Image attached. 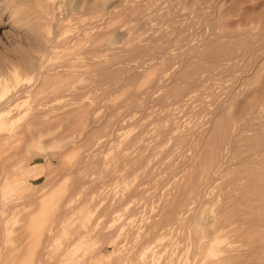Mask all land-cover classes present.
<instances>
[{
  "label": "rangeland",
  "instance_id": "1",
  "mask_svg": "<svg viewBox=\"0 0 264 264\" xmlns=\"http://www.w3.org/2000/svg\"><path fill=\"white\" fill-rule=\"evenodd\" d=\"M47 43L49 66L65 75L52 94L16 95L37 85ZM227 54L236 74L254 72L213 117L211 85L224 78L215 63ZM262 99L264 0H0V264H196L189 215L162 214L180 188L197 221L220 205L255 236L258 150L254 162L246 140L230 139L208 205L188 178L197 185L198 137L247 124ZM258 250L236 264H261Z\"/></svg>",
  "mask_w": 264,
  "mask_h": 264
},
{
  "label": "bare ground",
  "instance_id": "2",
  "mask_svg": "<svg viewBox=\"0 0 264 264\" xmlns=\"http://www.w3.org/2000/svg\"><path fill=\"white\" fill-rule=\"evenodd\" d=\"M49 50H50V44L47 43L42 65L36 71V74L33 76V78L37 81V85H34L33 87L29 86L26 88H21V89H19V92L16 95H18V96L24 95V94H37V95H39V94H47V93L52 94L53 93V91L49 92L48 90L51 88L50 85L52 86L57 81V80H54V78H56V77L59 78L61 76H64L65 74L63 75V74L54 72L52 70V68L49 66V64H48V59H49L48 52H49ZM46 52H47V54H46ZM222 58H223V56H222ZM236 58H237L236 55H230V54L228 55L227 54V56H225V58L223 59L222 63H220V64L219 63L217 64V62L215 63L216 66L222 67V70L221 69L220 70L222 71L221 73H223L224 76L223 75L222 76L224 78H222L220 80L222 83V84L220 83L221 87L218 86L219 82L216 83V81H214V84L211 85V86H213V92L210 95L212 97V103L217 104L215 111L213 113V117H215L217 114L222 115V113L225 112V109L223 108L225 105L220 104L219 102L226 103L228 110H229L231 107H233V105H234L233 101H235L239 95H241V94L245 95L246 89L244 87H246V84H247V86H249L248 80H249L250 76L252 75L251 73L254 72V69H251V71H248V72L241 71L240 69H238L239 74H236L237 73L236 69L238 68L237 67L238 63L235 62ZM217 59H219V57H217ZM96 65H97V63L93 64V66H96ZM196 78L200 79L201 77L197 76ZM53 80H54V82L51 84V81H53ZM197 80L198 79H196V82H198ZM199 81H202V80L200 79ZM210 82H212V81H210ZM201 94H199V96ZM14 99H16V98H14ZM203 99H205V98H203ZM202 102L204 103L205 100L204 101L201 100L200 103H202ZM205 104H207V101L205 102ZM213 106H215V105H213ZM3 111H5V109L3 106H1L0 112H3ZM247 116H250L247 124H238L241 122V120H242V118H241L240 120H238L239 122L237 121L233 125L230 122L231 119H229V120L225 121L226 124L224 126H220V125L217 126L216 125V127L213 129V131L212 132L210 131L211 132V134L209 133L210 137L206 138L205 134L202 133L198 137V142L196 141L198 143V145H196V146H198V148H199L198 150L196 149L197 155H195L196 157H198L197 158L198 160L196 159V157H195V159L197 160L198 170L200 171V174H198L199 176H197V178L199 177V181H197L198 183L196 186H194L195 184L193 186H191L195 182V178L190 177V178H188L189 179L188 184H189V191L194 192L196 195H198L202 199V203H204L203 205L210 204L209 201L204 200V198H205L204 193L211 188H213V189L216 188L218 183L223 179V176H222L223 172L227 170L226 165L230 162L229 158L227 157V153H228V147H232L231 142L229 143L231 138H234L235 140H241V141L246 140V142H247L246 150L250 154L249 156L251 158L254 157L253 158L254 162H258V159L255 157V155H256V152H254L255 150H258L259 154L264 159V154H263L264 153V99L261 100L260 104L257 103V105L252 106V108H251V110ZM228 117H230V115ZM209 129L211 130L212 127ZM252 131H255L256 136H253V138L251 137V135H249L250 137H246L245 134L252 132ZM89 134H91V133H89ZM226 138L228 139V144H227ZM256 139H258V142H256ZM224 142L226 145L223 147ZM252 153H253V155H251ZM245 161H247V160H245ZM262 161H264V160H262ZM260 163H261L260 166L262 167L263 166L262 162H260ZM254 165H256V164H254ZM79 166H82V164ZM258 166L259 165H256L255 168H257ZM252 169H254V168H252ZM192 172H196V171L193 170ZM239 173L242 174L243 172L241 171ZM247 174H249V173H247ZM233 175L236 176L235 174H233ZM238 175L239 174H237L236 177H238ZM251 175H252V173H251ZM195 177H196V175H195ZM217 178H218V180H217ZM257 180L258 179L256 178V180H254V181L256 182ZM224 182H225V180H224ZM224 182H222V185L225 184ZM222 185L220 184V186H222ZM181 187H183L182 183H181ZM182 190H184V188H180L177 191L176 195L175 194L173 195L175 198L173 197L174 199L171 200L169 207L168 206L166 207L164 204V208H162V214L167 215V213H169L167 211L169 210L173 214H177L180 216L185 215V214L189 215L185 220L188 219L190 221V224H194V231H193L194 236L193 235H192L193 237L191 236L193 238L192 244H194L193 245L194 248H192L193 250L191 249L192 250L191 253L192 254L195 253V256L198 257L196 264H236V261H238V260H244L250 256H253L252 253L258 249H259L258 252H260L258 255V261L261 264H264V214L260 215V211L258 210L257 207H255L254 213L252 214V219H254V222L256 220V223H258V224L263 223V224H261L262 231H258L255 236L253 235V236L249 237L250 234L248 235V233H247L246 234L247 236H245V234H244V232L248 231L247 228H246L247 230L243 229L244 224L242 222H240L239 220L236 221V219L235 220H229V219L227 220L226 217L224 216V213H223V206L221 207L220 205H218V208L214 211L215 216L213 217V219L211 221H210V219L208 220V218H206V216L204 214V213H206L205 211L202 212V216H201L200 221H197V219H198L197 214L194 212H191V210H189L188 208L187 209L185 208L184 200H183L184 197L181 194ZM185 190L188 191L187 189H185ZM188 194L189 193H187L185 195L188 196ZM190 196L188 197V199L190 198ZM256 196H257V194H256ZM218 201H219V199L217 200V202ZM257 201L258 200H255L256 203H257ZM170 207H172L171 210L169 209ZM229 207L231 208V205H229ZM237 209H238V207H237ZM263 210H264V206H263ZM232 211L230 213H232ZM260 216H262V221H260L261 220ZM245 217L246 216H244V218ZM171 219H173V218L171 217ZM165 224H166V222H165ZM167 224H169V223H167ZM187 224H188V222H187ZM163 226H164V223H163ZM180 227H182V226H180ZM179 229H181V228H179ZM184 229H186V228H184ZM253 231L254 230H252V232ZM254 233H255V231H254ZM238 242H240L242 244V246H246V244H249V245L253 244V245H251L249 247L250 248L249 250L247 248L244 249L242 246H240L242 249L239 247H238V249L231 247L232 245H235ZM256 242L258 243V245L254 246V244ZM178 243H179V240H178ZM180 255H181V252H180ZM191 258L192 257L190 255V259Z\"/></svg>",
  "mask_w": 264,
  "mask_h": 264
}]
</instances>
